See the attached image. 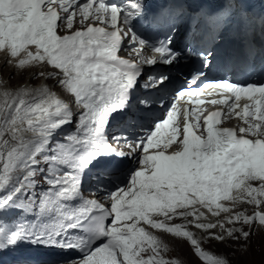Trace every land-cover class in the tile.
I'll return each mask as SVG.
<instances>
[{
	"label": "snow or ice",
	"instance_id": "snow-or-ice-1",
	"mask_svg": "<svg viewBox=\"0 0 264 264\" xmlns=\"http://www.w3.org/2000/svg\"><path fill=\"white\" fill-rule=\"evenodd\" d=\"M218 4L210 10L182 0L151 12L143 0H0V52L21 71L50 67L28 79L53 81L0 84V252L33 244L76 250L75 264H180L161 254L168 248L160 232L188 241L203 264H227L205 251L189 226H219L221 235H209L219 242L247 240L264 229V81L206 80L211 52L200 54L199 66H188L198 34L201 42H217L234 26L240 47L233 62L246 69L258 54L250 37L257 23L264 33V15L252 16L244 0ZM184 18L191 42L180 52L172 39ZM151 29L165 36L145 57L144 32ZM122 50L137 59L122 58ZM158 63L165 66L158 73L142 67ZM205 91L219 95L208 103L224 110L203 115L196 106ZM186 93L194 104L183 108L181 129L177 101ZM133 99L131 138H109L111 117ZM227 116L242 123L221 126ZM121 141L130 153L113 146ZM126 156L134 164L125 166ZM97 166L96 187L87 191L105 202L84 196V177ZM243 204L253 205V213L237 210ZM201 208L214 217L230 215L205 224ZM12 212L23 219L5 220ZM177 218L187 223H171Z\"/></svg>",
	"mask_w": 264,
	"mask_h": 264
},
{
	"label": "rangeland",
	"instance_id": "rangeland-1",
	"mask_svg": "<svg viewBox=\"0 0 264 264\" xmlns=\"http://www.w3.org/2000/svg\"><path fill=\"white\" fill-rule=\"evenodd\" d=\"M40 78V76H37V78L33 79L36 82L32 83H37ZM47 82L50 85L53 84L52 80H48ZM157 236L168 248L167 251L161 253L164 258L170 260L176 259L180 264H203L194 255V250L188 241L175 239L171 235L162 233H159ZM204 238L206 239H204V244L207 247H204V249L210 250L212 254L218 255L221 258H226L227 264H264V229L257 227L247 240L241 239L236 241L232 238H226L223 242H219L207 237Z\"/></svg>",
	"mask_w": 264,
	"mask_h": 264
},
{
	"label": "bare ground",
	"instance_id": "bare-ground-1",
	"mask_svg": "<svg viewBox=\"0 0 264 264\" xmlns=\"http://www.w3.org/2000/svg\"><path fill=\"white\" fill-rule=\"evenodd\" d=\"M7 61H8V58H5V60H4L2 56L0 57V84L6 85L7 88H9V89L16 88L18 85L25 84V83H29L32 85H39L42 83L48 84V82H47L48 80H45L44 77L42 79V76H40L41 78L35 84L32 82H36V81H34L33 79H31V80L28 79L34 73L52 71L48 67H46V69L44 70L42 65L36 66V67H29L28 66L26 71H21L20 69H18L17 67L14 66V63H8ZM54 91L59 93V95L61 97L68 98L67 95H65L63 92H60L59 88L54 89ZM227 215H230V213H226L225 216H227ZM225 216L218 218V219L223 220ZM218 219H216V220H218ZM200 222L207 224L205 222L204 218L201 219ZM239 226H232V225L226 224L225 228L239 227ZM188 229H189V231H192L193 233H195L197 235V237H207L206 234L209 232L215 233L216 235L222 234V230L219 228V226H217L215 229H211L209 231L196 229L195 227H192V226H189ZM201 244H203L205 246L204 240L202 241ZM205 248H207V247H205Z\"/></svg>",
	"mask_w": 264,
	"mask_h": 264
}]
</instances>
